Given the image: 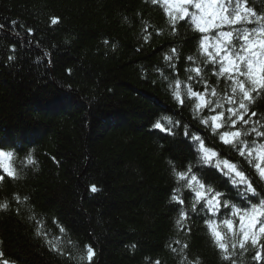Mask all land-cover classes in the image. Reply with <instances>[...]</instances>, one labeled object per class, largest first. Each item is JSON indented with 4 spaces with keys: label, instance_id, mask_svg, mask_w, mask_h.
I'll return each mask as SVG.
<instances>
[{
    "label": "trees",
    "instance_id": "1",
    "mask_svg": "<svg viewBox=\"0 0 264 264\" xmlns=\"http://www.w3.org/2000/svg\"><path fill=\"white\" fill-rule=\"evenodd\" d=\"M249 6L264 14V0ZM0 24V152L13 173L0 181L3 258L88 264L93 245L94 264H226L206 225L185 222L181 230L176 209L184 205L170 201L179 187L172 169L189 163L208 186L234 195L215 168L201 165L183 125L217 159L252 172L199 124L192 101L175 104L155 70L175 47V78L186 82L187 57L197 54L191 27L173 35L164 5L151 0H0ZM256 108L264 112V100ZM156 120L177 135L164 138L151 127Z\"/></svg>",
    "mask_w": 264,
    "mask_h": 264
},
{
    "label": "snow or ice",
    "instance_id": "2",
    "mask_svg": "<svg viewBox=\"0 0 264 264\" xmlns=\"http://www.w3.org/2000/svg\"><path fill=\"white\" fill-rule=\"evenodd\" d=\"M151 3L164 5L173 35L185 25L195 33L192 41L196 43L197 54L187 57L190 64L185 68L186 82L175 78L181 62V53L175 47L163 56L166 68L155 69L161 80L168 81L175 104L183 108L186 101H192L194 118L199 124L209 127L213 137L238 154L241 161H247L252 170L249 173L235 162L217 159V152L205 146L201 134L191 133L190 126L183 125L184 137L197 145L194 150L199 153L201 165L215 168L234 195L208 186L191 163L185 170L177 171L174 166L172 171L179 187L173 188L170 201L184 205L176 209L179 212L176 223L182 231L185 222L206 225L226 264H247L248 260L264 264V112L256 108L257 101L264 100V14L249 6V0H151ZM12 24L15 26L17 22ZM28 35H33L30 28ZM11 51H16L15 45ZM7 59L12 61L14 57L9 55ZM210 77L216 80L210 82ZM199 85L202 90L196 89ZM218 88L222 95H218ZM163 119L181 127L179 121ZM151 127L165 134L164 138L177 135L160 120ZM0 157L4 158L5 153L0 152ZM28 160L32 163L30 156ZM12 175L9 168H4L0 181ZM182 189H187V193L181 194ZM90 191L96 193L98 189L92 186ZM54 223L60 225L61 233L68 231L58 219ZM187 231L190 233L191 227ZM188 247L172 246L171 251L179 253ZM86 252L88 264H94V246H86ZM3 257L0 252V264H10Z\"/></svg>",
    "mask_w": 264,
    "mask_h": 264
},
{
    "label": "clouds",
    "instance_id": "3",
    "mask_svg": "<svg viewBox=\"0 0 264 264\" xmlns=\"http://www.w3.org/2000/svg\"><path fill=\"white\" fill-rule=\"evenodd\" d=\"M0 166L8 168V162L3 157H0Z\"/></svg>",
    "mask_w": 264,
    "mask_h": 264
},
{
    "label": "rangeland",
    "instance_id": "4",
    "mask_svg": "<svg viewBox=\"0 0 264 264\" xmlns=\"http://www.w3.org/2000/svg\"><path fill=\"white\" fill-rule=\"evenodd\" d=\"M4 159L7 160V157L5 156Z\"/></svg>",
    "mask_w": 264,
    "mask_h": 264
}]
</instances>
